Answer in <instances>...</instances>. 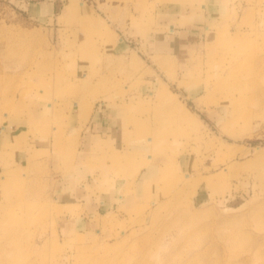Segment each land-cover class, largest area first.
<instances>
[{
  "label": "rangeland",
  "instance_id": "rangeland-1",
  "mask_svg": "<svg viewBox=\"0 0 264 264\" xmlns=\"http://www.w3.org/2000/svg\"><path fill=\"white\" fill-rule=\"evenodd\" d=\"M174 1L202 12L199 0H53L45 14V0H0V124L50 142L3 173L0 264H264V0H221L209 29L158 49L169 29L155 15ZM118 38L130 48L112 52ZM103 102L122 105L125 137L166 170L127 207L94 209L93 192L67 208L57 190L72 163L114 161L68 112Z\"/></svg>",
  "mask_w": 264,
  "mask_h": 264
},
{
  "label": "crops",
  "instance_id": "crops-1",
  "mask_svg": "<svg viewBox=\"0 0 264 264\" xmlns=\"http://www.w3.org/2000/svg\"><path fill=\"white\" fill-rule=\"evenodd\" d=\"M51 1L53 0H45L44 4L36 5L37 7L34 8L35 12L38 9L45 14L51 6L53 7ZM199 1H203L200 2L202 12L195 14L184 13L183 4L178 1L164 5L162 10H159L157 15H155L158 21H156V18V23L154 24H157L155 27L160 28L161 24L165 25L166 23L169 29L168 34L160 36L157 34L160 31L158 29L157 35L153 37L151 42L158 49L168 48L176 51L177 48H182L188 44L187 38H195L197 37L196 34L203 32V29H209L206 24L208 21L207 14L209 13L206 10L212 11L213 14L218 13L215 12V9L219 10L221 8L223 10L221 0ZM217 1L218 4L214 6ZM160 14L162 15L161 18ZM129 48L130 45L124 38H118L115 45L112 44L111 47L112 52L117 49L126 51ZM75 112H77L75 115L71 113V110L68 112L70 120L68 127H71L74 133H79V131L83 130L85 141L88 133L89 142H87V145L91 148L93 147V150L95 148L104 150L106 149L104 145L109 144L112 154L114 153V161L112 165H110V162L104 164L101 161H92L91 158L96 155L89 152L88 160H78V163H72L74 164L73 174L69 172L62 175L64 177L61 178V183L57 190L58 196L62 198L60 205L72 209L81 207L84 204L81 203L82 199L91 196V193L94 192L96 193L98 204L94 209L105 210L106 213L114 210L112 208L127 207L132 202L140 199V197L142 198L145 194L144 185L151 180L159 179L166 169L160 162V157L150 154V149L143 139L125 137L124 121L126 117L122 105L103 102L96 104L89 114H82L79 106L75 108ZM28 132L29 124L19 119L7 117L0 124V176H3V173L12 167L27 163L32 157V153H42L48 149L47 144L50 142L39 136L28 135ZM78 141L81 142L82 140ZM147 142H149V138H147ZM124 145L127 146L124 147ZM131 149L135 152L131 151ZM84 150H86V147L81 150L79 148L73 160L79 159L83 155ZM100 158L101 156L96 159ZM125 161L126 164H124ZM107 167L110 168L109 171L105 169ZM196 200H200L198 194L195 195L194 201ZM88 207H90L91 211L93 210L91 205Z\"/></svg>",
  "mask_w": 264,
  "mask_h": 264
},
{
  "label": "bare ground",
  "instance_id": "bare-ground-1",
  "mask_svg": "<svg viewBox=\"0 0 264 264\" xmlns=\"http://www.w3.org/2000/svg\"><path fill=\"white\" fill-rule=\"evenodd\" d=\"M75 4L76 3H69V4H67L66 5V7H65V10H64V14H65V16L66 15H70V14H72L73 12H76V10H78L77 9V7L75 6ZM49 105H52V104H50V103H48ZM49 105H47L48 107H51V106H49ZM8 178H6L5 176H0V181H5V180H7Z\"/></svg>",
  "mask_w": 264,
  "mask_h": 264
}]
</instances>
